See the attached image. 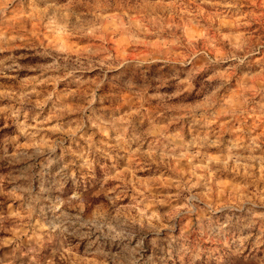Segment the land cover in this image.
<instances>
[{
  "label": "clouds",
  "instance_id": "clouds-1",
  "mask_svg": "<svg viewBox=\"0 0 264 264\" xmlns=\"http://www.w3.org/2000/svg\"><path fill=\"white\" fill-rule=\"evenodd\" d=\"M0 143V239L40 223L43 157L71 199L111 198L85 214L116 206L170 238L168 264H215L209 247L264 264V0H0ZM89 239L65 264H100Z\"/></svg>",
  "mask_w": 264,
  "mask_h": 264
},
{
  "label": "rangeland",
  "instance_id": "rangeland-1",
  "mask_svg": "<svg viewBox=\"0 0 264 264\" xmlns=\"http://www.w3.org/2000/svg\"><path fill=\"white\" fill-rule=\"evenodd\" d=\"M0 155H3L2 143ZM38 161V163L30 161L39 170L37 179L40 181V188L31 194V199L37 209L36 219L40 223L30 225L27 233L22 238H17L15 243L0 239V264H65L60 257L62 248L67 246L73 236H79L83 240L91 237L93 232L100 239H89L86 251L81 254L89 260L95 259L100 264H168V258L172 254L170 238L161 240L158 236H153L149 241L147 237L153 234L154 230L137 228L131 217H126L125 211L116 206L110 208L108 204H100L94 212L85 214L84 208L92 207L91 200L97 197L105 200L111 198L103 189L94 197H85L80 192V185L76 184L72 191L77 193L78 198L71 199V193L65 192L67 183L65 172L59 171L52 175L49 169L57 165L43 157H39ZM30 173L31 169H28L26 175L29 178ZM60 203H63L61 209L65 213L63 217L56 211V206ZM76 216H83V219L77 220ZM73 221L79 231H72ZM9 224L10 221L0 215V236L5 235L4 230ZM45 224L48 225L47 230L42 228ZM56 224H60L61 228L54 231ZM109 225L115 226L121 235L117 237L115 233H107ZM65 228L68 229L67 232L64 231ZM102 233L106 235L102 236ZM102 240L119 245V251L114 254L106 250ZM146 245L151 248L152 255L144 259L139 254L144 251ZM158 252L161 254L157 255ZM206 254L210 260L215 259V264H232L230 253L226 249L209 247Z\"/></svg>",
  "mask_w": 264,
  "mask_h": 264
}]
</instances>
